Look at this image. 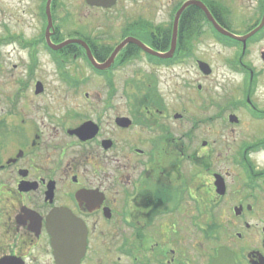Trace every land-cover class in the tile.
I'll return each instance as SVG.
<instances>
[{
	"label": "flooded vegetation",
	"instance_id": "flooded-vegetation-1",
	"mask_svg": "<svg viewBox=\"0 0 264 264\" xmlns=\"http://www.w3.org/2000/svg\"><path fill=\"white\" fill-rule=\"evenodd\" d=\"M35 1L44 13L40 38L59 81L107 90L86 93L91 110L74 113L64 98L37 104L47 87L36 80L25 112L22 82L18 95L11 93L22 125L9 108L10 93L0 91V264H58L53 216L61 213L87 230L79 264H214L221 255L223 264H264V0H167L175 1L170 20L143 27L128 21L119 39L114 19L96 32L74 21L69 9L88 7L86 0H51L52 43L83 40L98 64L128 37L168 53L175 13L191 1L230 33H220L203 8L188 4L171 56L127 44L104 69L78 43L49 47V0ZM4 30L5 40L22 36L9 34L5 24ZM80 60L78 69L98 80L70 73ZM140 60L156 72L141 76L136 69L116 79ZM160 69L166 83L176 79L174 113L160 90ZM119 82L148 91L118 96ZM184 89L190 101L183 102ZM78 116L84 119L75 124ZM86 124L93 129L75 132Z\"/></svg>",
	"mask_w": 264,
	"mask_h": 264
},
{
	"label": "rangeland",
	"instance_id": "rangeland-1",
	"mask_svg": "<svg viewBox=\"0 0 264 264\" xmlns=\"http://www.w3.org/2000/svg\"><path fill=\"white\" fill-rule=\"evenodd\" d=\"M174 4L175 1L170 3L167 0H119L111 10H104L105 8L89 5L88 7L90 8H85L84 4L77 7L72 6L69 10L76 19L74 21L81 22L83 26L89 24L88 28L94 27L92 29L95 32L98 30L99 23L103 24L114 19L119 24L116 37L119 39L122 34V27H124L128 21L137 22L149 20L150 23H158L160 21L164 22L170 20L174 15ZM63 12V14H66L67 10H63ZM62 13L59 15H63ZM59 21L60 19H58V23ZM4 24L10 29L9 34L14 33L15 35H22L21 38L3 39L2 37H4L5 31ZM43 26L44 20L41 16V4L39 2L35 0H0V91L3 90V92L10 93L6 100L10 110H13V118L15 120L21 118V116L18 115V113L21 112L20 106L15 108V102L18 100L16 92H18L20 84L25 81L26 87L24 89L26 90L22 89L21 91V96L24 98L22 108L25 112H27L28 106L24 105L26 99L31 96L35 97L34 90L36 80H44L47 87V92L44 96L35 99V101L38 102L37 104L44 101H52L54 103L61 102L62 98H64L65 101H67L66 107L69 105L70 111H74V113L84 111V107H86L88 111L91 110L90 105H86V93L97 95L95 91H101L103 96L106 95V87H97V85L94 84H87L84 87L75 89L59 81V70L53 58L45 50V46L40 38L43 32ZM70 31L71 30L65 29L63 32L66 34ZM37 39H39L38 43L32 45L31 42ZM74 63L77 64L75 67L72 68L71 65V67H68L71 74H75L78 77L88 75V79L98 80L92 77L89 72L84 71V73H82V71L78 69L79 65H83V61L80 60ZM136 69H138L136 74L141 76L142 73H151L155 71L153 66L146 64L145 60H140L119 72V76L116 79L122 80L125 74L130 77ZM158 73L161 76L160 90L169 101L168 105L170 112L174 113L178 110L175 88L176 79L170 78V81L166 83V79L163 76L165 70L160 69ZM216 74H223L220 67L217 69ZM28 81L30 83H27ZM24 84L22 86H24ZM137 88L139 89V94H142V92L145 94L148 91L147 88L143 89L145 87ZM137 88L124 87L123 84L119 82L117 95L135 94ZM14 91L16 94H11ZM182 97L183 102L190 101V91L184 89ZM1 105L0 102V111L3 110ZM80 117L78 116V119L74 121L75 124L83 121L84 117ZM15 123L22 125V120ZM179 124L180 122L177 121V123H172L171 125L175 128ZM204 199L208 203L210 201V196L207 195Z\"/></svg>",
	"mask_w": 264,
	"mask_h": 264
},
{
	"label": "water",
	"instance_id": "water-1",
	"mask_svg": "<svg viewBox=\"0 0 264 264\" xmlns=\"http://www.w3.org/2000/svg\"><path fill=\"white\" fill-rule=\"evenodd\" d=\"M88 4L92 6H102L105 8H109L113 6L117 0H86ZM197 4L200 7L204 8V10L207 11L208 15L210 16V19L214 22L218 30H220L223 33H226L216 22L213 20L212 16L208 12L207 8L200 3L196 1H191L187 3L181 10L178 11L175 17V22H174V31H173V40H172V48L170 53L166 55H162L158 52H155L151 50L148 46H146L142 41L135 37H129L125 39L122 43H120L117 47L112 56L109 58V60L104 63V64H98L92 55V52L90 51L89 46L86 44V42L79 40V39H69L64 42H62L59 45H55L52 43L50 39V29L53 26V21H52V16L50 13V4L51 0L48 1L47 4V11H48V26H47V32H46V38L47 42L50 47L54 49H59L62 48L63 46L70 44V43H80L86 49L88 50V56L90 57L92 63L101 69H104L107 67L113 60L116 54L119 52L121 48H123L127 43H134L137 44L139 47L142 49L146 50L147 52H150L152 54L160 55L163 57H167L172 55L173 50L175 49L176 46V38H177V28H178V21L179 17L184 10V8L188 4ZM42 90V85L41 83H38L37 85V92ZM122 124L126 121L125 118L120 119ZM93 129L92 124H86L82 126L81 128L77 129L75 132L82 136L85 132H88L89 130ZM52 218V217H51ZM70 222L71 229H66L64 228V225ZM53 223H54V239H55V253H56V259L58 264H79L82 256L84 255L85 252V246H86V236H87V230L85 228V225L81 223L76 217L68 215L67 213L63 214H55L53 216ZM214 264H223V255H221L219 258L215 259Z\"/></svg>",
	"mask_w": 264,
	"mask_h": 264
},
{
	"label": "trees",
	"instance_id": "trees-1",
	"mask_svg": "<svg viewBox=\"0 0 264 264\" xmlns=\"http://www.w3.org/2000/svg\"><path fill=\"white\" fill-rule=\"evenodd\" d=\"M135 23H136V26H139V27H143V26H146V24H148V22H146V21H137ZM150 25H152V24H150ZM135 34L140 35V34H138V31H136ZM130 47L139 49L136 45H130Z\"/></svg>",
	"mask_w": 264,
	"mask_h": 264
}]
</instances>
